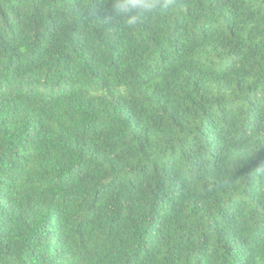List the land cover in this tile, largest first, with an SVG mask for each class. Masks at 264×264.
Wrapping results in <instances>:
<instances>
[{"label": "trees", "instance_id": "16d2710c", "mask_svg": "<svg viewBox=\"0 0 264 264\" xmlns=\"http://www.w3.org/2000/svg\"><path fill=\"white\" fill-rule=\"evenodd\" d=\"M0 0V264H264V0Z\"/></svg>", "mask_w": 264, "mask_h": 264}, {"label": "clouds", "instance_id": "9594fccd", "mask_svg": "<svg viewBox=\"0 0 264 264\" xmlns=\"http://www.w3.org/2000/svg\"><path fill=\"white\" fill-rule=\"evenodd\" d=\"M171 0H113L110 19L123 20L126 26H136L143 17L167 10Z\"/></svg>", "mask_w": 264, "mask_h": 264}]
</instances>
